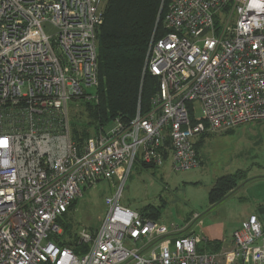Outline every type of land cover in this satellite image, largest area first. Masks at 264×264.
Listing matches in <instances>:
<instances>
[{
  "label": "built area",
  "instance_id": "2783aa9c",
  "mask_svg": "<svg viewBox=\"0 0 264 264\" xmlns=\"http://www.w3.org/2000/svg\"><path fill=\"white\" fill-rule=\"evenodd\" d=\"M171 0L144 67L159 81L145 115L81 143L68 105L99 86L102 0H0V264H264L251 215L232 249L202 251L191 224L167 225L106 198L98 229L72 247L60 221L101 181L135 164L197 169L199 138L264 121V0ZM51 31V34L48 33ZM92 93V94H91Z\"/></svg>",
  "mask_w": 264,
  "mask_h": 264
},
{
  "label": "rangeland",
  "instance_id": "374dc122",
  "mask_svg": "<svg viewBox=\"0 0 264 264\" xmlns=\"http://www.w3.org/2000/svg\"><path fill=\"white\" fill-rule=\"evenodd\" d=\"M89 101L81 98L68 105L71 128L78 137L96 135L100 128L90 117ZM207 134L210 135L200 150L197 169L176 172L170 160L155 169L145 170L135 164L126 181L121 176L83 190L64 220L69 226L67 240L77 244L80 230L100 227L107 212L106 198L114 196L123 182L122 206L136 212H142L149 205L162 207L160 219L167 225L191 224L190 230L194 231L200 222L204 228L221 224L225 237H232L244 219L264 206V121ZM240 170L248 172L249 181L221 203L211 206L209 193L216 181ZM198 215L200 218L196 219ZM262 221L264 224V217Z\"/></svg>",
  "mask_w": 264,
  "mask_h": 264
},
{
  "label": "trees",
  "instance_id": "16d2710c",
  "mask_svg": "<svg viewBox=\"0 0 264 264\" xmlns=\"http://www.w3.org/2000/svg\"><path fill=\"white\" fill-rule=\"evenodd\" d=\"M105 2L104 21L97 31L99 86L93 92L95 95L93 100L88 102V105H91L89 106L90 117L100 127L99 131L109 127L117 119L123 123L131 122L139 108L141 115L149 112L152 99L158 92L159 81L150 74L144 75V67L153 35L156 33L155 38L163 36L161 29L171 0H106ZM91 135L84 134L78 137L72 131V138L78 143ZM208 135L210 134H203L200 137L201 140L197 142L199 159L200 150ZM168 155V152L164 154L166 161H168ZM138 165L145 170L156 168L144 163ZM248 181V172L242 170L218 179L209 193L210 205L216 206L221 203ZM76 202L60 221L64 235L68 238H70L69 226L64 223V220ZM140 213L159 220L162 207L154 208L149 205ZM62 245L72 247L75 242L67 240ZM219 248L220 244L211 243L202 251L215 252L214 250L218 251Z\"/></svg>",
  "mask_w": 264,
  "mask_h": 264
},
{
  "label": "crops",
  "instance_id": "0c3cea01",
  "mask_svg": "<svg viewBox=\"0 0 264 264\" xmlns=\"http://www.w3.org/2000/svg\"><path fill=\"white\" fill-rule=\"evenodd\" d=\"M251 215H253V214H251ZM251 215H249V216H251ZM254 215L258 216L259 220L263 224L262 219L264 217V206L259 207L257 209L256 213H254ZM198 218H200L199 215H198V217L196 219H198ZM193 219H195V217H193ZM246 219H244L243 221H245ZM263 226H264V224H263ZM239 228L240 227H238L237 229H239ZM194 232L199 234V235H201L203 237L204 242L202 243L201 246L204 249H207V245H209L211 243L220 244V248L218 250H220V249H232L234 247L232 237H230L229 239H227L225 237V232H224V229L221 226V224L210 225V226H207V227L204 228L203 227V223L200 222V224L194 230ZM214 251L216 252V250H214ZM235 264H242V263L237 262Z\"/></svg>",
  "mask_w": 264,
  "mask_h": 264
},
{
  "label": "clouds",
  "instance_id": "9594fccd",
  "mask_svg": "<svg viewBox=\"0 0 264 264\" xmlns=\"http://www.w3.org/2000/svg\"><path fill=\"white\" fill-rule=\"evenodd\" d=\"M251 6H254V7H260V5L258 3L255 2V0H253V4Z\"/></svg>",
  "mask_w": 264,
  "mask_h": 264
},
{
  "label": "water",
  "instance_id": "95a60500",
  "mask_svg": "<svg viewBox=\"0 0 264 264\" xmlns=\"http://www.w3.org/2000/svg\"><path fill=\"white\" fill-rule=\"evenodd\" d=\"M243 186V185H242Z\"/></svg>",
  "mask_w": 264,
  "mask_h": 264
}]
</instances>
